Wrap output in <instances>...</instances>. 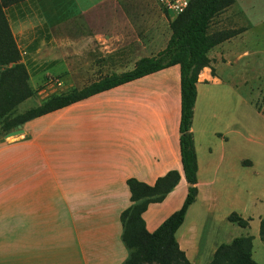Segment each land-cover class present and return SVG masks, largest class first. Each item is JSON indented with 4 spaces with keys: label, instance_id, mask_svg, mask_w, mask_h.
I'll return each instance as SVG.
<instances>
[{
    "label": "crops",
    "instance_id": "obj_1",
    "mask_svg": "<svg viewBox=\"0 0 264 264\" xmlns=\"http://www.w3.org/2000/svg\"><path fill=\"white\" fill-rule=\"evenodd\" d=\"M119 1L25 0L5 8L30 84L37 82L39 90L45 80L78 82L74 88L81 89L128 72L140 59L162 51L170 37L165 36L163 16L123 9ZM259 1L239 2L238 23L221 30L238 33L218 45L230 48L234 40L254 39L255 48L245 45L238 59L254 51L246 65L251 68L254 62L255 75L264 63L259 57L264 51V17L254 18L260 13ZM218 46L208 53L210 66L198 76L190 129L198 195L175 234L179 250L192 264H208L221 245L250 236V211L260 201L223 182L231 171L228 126L210 130L197 121L201 85L210 99L215 92L238 91L218 68V63L229 68L230 56L215 61L211 55ZM247 72L244 69L245 81ZM180 102L176 65L35 118L22 126V138L0 142V264H123L128 250L121 238L120 214L132 205L127 180L153 186L170 171L180 175L164 201L149 205L142 215L149 233L179 210L186 196ZM252 110L258 123L264 122L257 107ZM202 112L206 122L214 115L211 109ZM207 136L216 138L215 152ZM181 188V200L172 204ZM232 213L248 220V227L229 222ZM261 220L258 237L251 235L252 259L258 264H264Z\"/></svg>",
    "mask_w": 264,
    "mask_h": 264
},
{
    "label": "trees",
    "instance_id": "obj_2",
    "mask_svg": "<svg viewBox=\"0 0 264 264\" xmlns=\"http://www.w3.org/2000/svg\"><path fill=\"white\" fill-rule=\"evenodd\" d=\"M23 1L25 0H0V136L35 118L61 110L101 92L172 66H179V147L182 171L187 183L186 196L180 209L170 215L157 230L149 233L142 215L149 205L164 201L178 185L180 175L177 171H170L157 179L153 186L136 179L127 180L132 205L120 214L121 238L128 250V258L123 264H192L179 250L175 234L189 206L195 202L198 195L197 162L190 131L197 96L196 85L201 70L210 66L208 53L238 33L209 32L214 17L231 7L235 0H189L187 8L171 19V35L166 47L156 56L140 59L128 72L105 76L81 89L72 88L53 94L38 106L14 115L18 105L38 93L30 85L28 72L21 63L20 53L4 15L5 8ZM228 221L240 228L248 227L249 222L236 213L229 215ZM259 237L264 243V220L259 224ZM208 264H258L252 259V237L242 236L230 244L221 245Z\"/></svg>",
    "mask_w": 264,
    "mask_h": 264
},
{
    "label": "rangeland",
    "instance_id": "obj_3",
    "mask_svg": "<svg viewBox=\"0 0 264 264\" xmlns=\"http://www.w3.org/2000/svg\"><path fill=\"white\" fill-rule=\"evenodd\" d=\"M240 1L241 0H235V5L214 17L210 26V33H216L223 29L231 28V26L234 25L233 22L238 23L237 17ZM263 2L264 0L259 1L258 10L260 13H256L254 18L264 17V8L262 7ZM119 4L121 8L132 10L134 12L145 10L159 13L163 16L165 36L167 38L170 36L171 31L169 24L171 19H173L172 15L170 14V17L165 15V13H163L156 5L154 0H120ZM235 29H237V26ZM246 41L245 38L234 40L229 43L230 48L220 45L211 54L215 61L223 54H225V56H230V67L228 68L224 66V69H222V64L218 63V68L222 73L229 75L230 82L236 86L238 91H231L223 95L215 92L214 99H210L207 94L206 86L201 85L199 87V109L197 110L199 120L197 119V121L199 124H207L210 130H216L223 127L226 128L228 126L227 129L229 130V133L226 135V139L229 142V148L226 150V153L230 155L229 165L231 166V171L229 173L230 177L223 182H225L229 188H242L245 193L249 195L248 198L253 195L260 199L259 203L253 208V211H250L251 216L254 218L253 222L250 223V229L248 231L250 236L253 235L258 237L259 217L264 219V122H261V124L258 123V119L255 118L252 109H255L256 106L259 109V112L264 116V63L261 66V72H259L258 75H255L253 70H255L254 68L257 66H255L254 62L251 63V68L246 65L247 62L249 64V62L253 60L254 51L250 52L248 56L238 59V53L240 50H244L242 48H245V45L249 44L247 45L248 49L250 47L255 48L254 39H250L249 42ZM260 56L264 59V51L259 53V57ZM244 69H246V71L248 69L246 81L243 74ZM36 83H34V85L30 84L35 91H38L36 96L27 99L18 105L14 110V115L21 114L38 106L41 101L53 94L65 92L71 87H79L78 82H74L71 85L70 83L63 84L55 80H52L51 82L45 80L41 83L42 86L40 85L38 90L37 88L35 89ZM48 86L53 88L49 89ZM42 89H44V92H42ZM39 92L41 93L39 94ZM237 95H241V97L239 98ZM242 99L244 100V103H241ZM203 109H205V112L207 109H211V112L214 113L211 119H207V122L206 119H203L202 117L204 115L202 112ZM199 111H201L200 114ZM239 122L243 124L241 127L237 125ZM238 130L240 133L237 132ZM238 134L242 136L240 137ZM22 136L23 133L9 138H5V135H1L0 142L18 140L22 138ZM204 139L207 145H209L211 152H215V146L217 143L216 138L214 139V136H207ZM245 161L248 162L244 163ZM248 163L250 164L247 165ZM182 194L183 190L181 188L174 196L172 204L175 203L176 199L177 201L181 200Z\"/></svg>",
    "mask_w": 264,
    "mask_h": 264
},
{
    "label": "built area",
    "instance_id": "obj_4",
    "mask_svg": "<svg viewBox=\"0 0 264 264\" xmlns=\"http://www.w3.org/2000/svg\"><path fill=\"white\" fill-rule=\"evenodd\" d=\"M160 10L172 18L181 14L188 6L189 0H154Z\"/></svg>",
    "mask_w": 264,
    "mask_h": 264
},
{
    "label": "water",
    "instance_id": "obj_5",
    "mask_svg": "<svg viewBox=\"0 0 264 264\" xmlns=\"http://www.w3.org/2000/svg\"><path fill=\"white\" fill-rule=\"evenodd\" d=\"M22 133H23L22 125H19L16 128H14L13 131L7 133L5 135V138H9V137H13V136H16V135H20Z\"/></svg>",
    "mask_w": 264,
    "mask_h": 264
}]
</instances>
